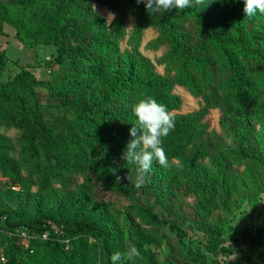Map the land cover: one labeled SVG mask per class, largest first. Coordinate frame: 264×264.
I'll return each instance as SVG.
<instances>
[{
	"label": "trees",
	"instance_id": "16d2710c",
	"mask_svg": "<svg viewBox=\"0 0 264 264\" xmlns=\"http://www.w3.org/2000/svg\"><path fill=\"white\" fill-rule=\"evenodd\" d=\"M99 1L110 6L117 4L122 13L132 10L136 14L138 29H156L157 36L152 45L167 46L162 60L174 69L173 75L163 78L147 68L146 79L136 85V91L140 98L145 95L154 97L174 116V130L163 138L169 161L197 164L210 155V145L203 139L207 125L202 121L209 108L221 105L224 112L236 121L257 108L261 93L254 87H264V35L255 38L257 42L248 43L240 14L237 15L226 0L222 2L229 13L232 38L223 34L225 26L222 20H213L197 0H192V7L184 10L154 13L138 12L122 0ZM87 5L88 0H0L2 34H6L4 25H9L13 36L24 47L52 44L57 61L68 59L75 67L65 69L54 83L36 79L27 67L21 68L8 81L0 79V126L20 130L17 139L19 150L15 158L7 154V138L0 132V172L13 181L36 183L41 192L49 190L56 181L64 182L68 174L82 171L87 163L115 191H129V188L110 182L93 158L99 156L107 144L131 139L129 129L136 122L134 114L130 112L115 121L107 110L88 107L84 101L75 98L72 103L67 100L59 103L70 112V117L52 116L46 107L40 105L36 95V87L42 84L48 86L51 101L57 98L53 91L66 90L78 94L88 76L83 68L77 67L78 63L106 54L105 43L96 31L99 26L95 24L97 19L90 15ZM192 14L197 25L193 22L186 25ZM7 60L4 49L0 48V72ZM175 84L184 86L194 96L200 95L203 106L190 113L172 112L180 105V98L172 93ZM221 87L225 88L221 90ZM130 91L123 93L122 101L130 99ZM134 103L136 101L129 104V110ZM153 167L163 174L162 166L154 162ZM21 170L25 172L24 176L20 174ZM163 177L181 182L187 189L190 187L188 177L176 166ZM195 180L199 187H207L206 181ZM80 188L88 200H93L89 175H85ZM82 202L72 210H37L28 218H12L10 212L0 211V218L12 232V247H16V232L20 228H26L32 234L28 247L31 256L18 261L12 252L6 255L5 264H89L87 253L95 245L100 248L102 262L110 264L111 255L123 252L130 244H134L141 255L125 261L130 264H160L153 254L145 251L142 243H160L164 234L159 229L164 224L179 230L175 223L151 209L128 204L124 213L134 225L136 238L126 244L115 225L99 209L88 216L78 215ZM244 230L246 253L232 264L251 263L253 253L264 244V221H258L255 230L251 229L249 221H245ZM44 232L47 233L46 238L41 237ZM210 232L215 247L221 228ZM90 237L93 241L88 242ZM36 241L41 245L34 249ZM197 258L201 264H213L212 261L207 262L204 255Z\"/></svg>",
	"mask_w": 264,
	"mask_h": 264
},
{
	"label": "rangeland",
	"instance_id": "374dc122",
	"mask_svg": "<svg viewBox=\"0 0 264 264\" xmlns=\"http://www.w3.org/2000/svg\"><path fill=\"white\" fill-rule=\"evenodd\" d=\"M122 1L138 12L147 11L144 3ZM226 1L237 15L240 14L248 43L257 42L255 38L264 35V14L257 12L254 16H245L243 0ZM201 5L213 20H222L225 26L223 34L232 38L229 13L222 0H203ZM87 8L90 15L97 19L95 24L99 26L96 31L105 43L106 54L78 63L77 67L88 74L87 82L78 94L66 90L53 91L57 98L51 101L48 86L42 84L36 87V95L40 105L46 107L52 116L70 117V112L59 104L60 100L72 103L78 98L88 107L107 110L116 121L132 112L129 104L140 99L136 85L145 81L147 68L163 78L171 77L174 69L162 60L167 46L152 45L157 36L156 29H138L136 14L132 10L122 13L117 4L110 6L99 0H88ZM110 13L114 18L109 17ZM191 22L197 25L193 14L186 25H191ZM4 27L7 34L0 32V48L3 46L8 60L0 72L1 80H10L21 68L27 67L36 79L54 83L65 69L75 68L68 59L57 61L52 44L24 47L13 36L12 27ZM254 88L261 93L259 104L239 121L229 117L221 105L207 110L202 118L207 125L203 139L210 145V155L197 164L170 160L169 167H163V174L152 167L151 172L146 174L145 184L136 188L138 165L122 159L129 140L114 141L103 146L102 152L93 160L100 170H104L110 182L129 188L128 192L119 193L111 188L100 179L90 163L84 164L82 171L68 174L64 182H54L49 190L43 192L36 183L13 181L0 172V211L10 212L12 218H28L37 210H72L83 200L78 215L88 216L99 209L115 225L123 242L129 244L136 238V232L126 218L124 208L128 204H137L151 209L179 228L177 231L164 224L159 229L164 234L160 243H142L145 251L153 254L158 263L201 264L197 257L204 255L207 262L212 261L213 264H232L246 253L245 221H249L252 230H255L258 221H264V87L256 85ZM129 90L130 99L122 101L123 93ZM172 93L180 98L179 108L172 112L190 113L203 106L202 97L190 94L182 85H173ZM0 132L7 138V154L17 157L20 130L0 126ZM174 166L188 177V189L181 182L163 177ZM112 169L116 170L115 175ZM20 174L24 176L25 172L21 170ZM85 175H89L92 182L91 201L80 188ZM116 175L121 178L119 182ZM195 179L206 181L207 187H199ZM215 228H221V234L214 247L210 230ZM16 233L18 238L14 248L10 240L12 232L1 217L0 264H5L6 257L12 252H15L18 261L31 256L28 247L32 234L26 228H20ZM91 241L90 237L88 242ZM39 245L40 241H36L34 249ZM89 251V264H104L97 245ZM123 264L130 263L124 261ZM249 264H264V244L253 253Z\"/></svg>",
	"mask_w": 264,
	"mask_h": 264
},
{
	"label": "clouds",
	"instance_id": "9594fccd",
	"mask_svg": "<svg viewBox=\"0 0 264 264\" xmlns=\"http://www.w3.org/2000/svg\"><path fill=\"white\" fill-rule=\"evenodd\" d=\"M144 3L148 12H166L174 9L184 10L192 7V0H136ZM202 3L203 0H197ZM245 16H254L257 12L264 14V0H243ZM109 17L114 18L113 14ZM136 118L135 124L129 129L131 139L125 145L122 159L138 165L136 188L146 182V174L150 173L153 163L169 167V159L163 147V138L174 130L175 119L167 106L158 102L154 97L145 95L131 107ZM115 175L116 170L112 169ZM127 178V177H126ZM121 178L116 175V181ZM141 255L139 249L130 244L123 252H115L110 257V264H123Z\"/></svg>",
	"mask_w": 264,
	"mask_h": 264
},
{
	"label": "built area",
	"instance_id": "2783aa9c",
	"mask_svg": "<svg viewBox=\"0 0 264 264\" xmlns=\"http://www.w3.org/2000/svg\"><path fill=\"white\" fill-rule=\"evenodd\" d=\"M21 233L24 234V230H22ZM46 235H47V233L44 232V233L41 234V237H42V238H46Z\"/></svg>",
	"mask_w": 264,
	"mask_h": 264
},
{
	"label": "crops",
	"instance_id": "0c3cea01",
	"mask_svg": "<svg viewBox=\"0 0 264 264\" xmlns=\"http://www.w3.org/2000/svg\"><path fill=\"white\" fill-rule=\"evenodd\" d=\"M4 31H5V27H4ZM6 34H7V32H6ZM1 48H3V46H2ZM3 49H4V48H3Z\"/></svg>",
	"mask_w": 264,
	"mask_h": 264
}]
</instances>
